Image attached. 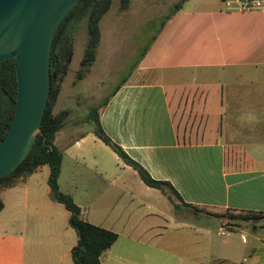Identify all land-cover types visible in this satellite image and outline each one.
I'll return each mask as SVG.
<instances>
[{
  "label": "crops",
  "instance_id": "0c3cea01",
  "mask_svg": "<svg viewBox=\"0 0 264 264\" xmlns=\"http://www.w3.org/2000/svg\"><path fill=\"white\" fill-rule=\"evenodd\" d=\"M145 50L97 107L104 133L152 179L170 184L190 217L264 214V13L186 0ZM63 83L53 109L68 112L54 140L63 154L58 185L83 220L118 235L101 264H264L257 225L218 231V242L201 226L152 235L168 198L95 136L93 119L78 121L64 108ZM49 173L42 166L0 192V264H73L77 236L69 212L50 199Z\"/></svg>",
  "mask_w": 264,
  "mask_h": 264
},
{
  "label": "trees",
  "instance_id": "16d2710c",
  "mask_svg": "<svg viewBox=\"0 0 264 264\" xmlns=\"http://www.w3.org/2000/svg\"><path fill=\"white\" fill-rule=\"evenodd\" d=\"M185 1L181 0L180 3L176 4L174 12L171 15L178 11ZM111 2L112 0H80L59 26L52 43L50 55L51 88L40 133L37 135L35 143L26 159L13 173L0 178V192H2L24 182L40 167H49L50 173L47 183L50 189V199L53 202L62 204L69 212V226L75 231L77 236V243L71 251L73 264H101V255L116 242L118 235L83 220L80 209L75 205L72 198L60 191L58 178L63 154L55 146L54 140L56 134L63 128L68 112L63 111L55 115L53 109L72 58L71 36L66 34L68 23L75 21H85L86 23L88 39L84 57L80 62V70L77 72V80H81L88 73L89 68L96 59V52L101 39L99 23L102 17L109 11ZM128 2L129 0H121L122 9L127 8ZM145 52L146 50H144ZM16 101L17 79L15 68L11 60H3L0 62V143L10 128L16 108ZM107 101L102 106L106 105ZM91 117L93 119V133L95 136L108 146L124 164L134 169L147 187L160 191L171 203L176 198H179L178 193L170 184L152 179L146 170L134 162L120 146L115 144L104 133L98 119L97 109L92 112ZM3 207L4 205L0 197V212ZM213 216L224 222L225 228L229 231L239 227L255 225L257 227H264L263 213L227 210Z\"/></svg>",
  "mask_w": 264,
  "mask_h": 264
},
{
  "label": "rangeland",
  "instance_id": "374dc122",
  "mask_svg": "<svg viewBox=\"0 0 264 264\" xmlns=\"http://www.w3.org/2000/svg\"><path fill=\"white\" fill-rule=\"evenodd\" d=\"M180 1L129 0L127 8L122 9L121 0H112L109 11L99 23L102 39L97 50V60L81 81L77 80V72L80 70L88 39L86 23H68L66 34L71 36L72 58L64 79L62 94L70 97L64 108L72 110L74 118L92 122V112L109 98L119 82L127 77ZM65 186L63 177L62 187ZM167 209L166 214L158 221L160 225L157 227L160 229L154 228L152 235L163 233L169 236L174 232H181V225H187L208 229L212 241L218 242L222 239L217 234L221 227L217 217L203 212H192L193 217H190L189 212L182 211L175 201L167 203ZM163 227H167L166 233ZM191 238L193 241L203 240L200 233L192 234Z\"/></svg>",
  "mask_w": 264,
  "mask_h": 264
},
{
  "label": "water",
  "instance_id": "95a60500",
  "mask_svg": "<svg viewBox=\"0 0 264 264\" xmlns=\"http://www.w3.org/2000/svg\"><path fill=\"white\" fill-rule=\"evenodd\" d=\"M80 0H0V62L11 60L17 101L0 143V178L13 173L30 153L47 107L50 55L56 32Z\"/></svg>",
  "mask_w": 264,
  "mask_h": 264
},
{
  "label": "built area",
  "instance_id": "2783aa9c",
  "mask_svg": "<svg viewBox=\"0 0 264 264\" xmlns=\"http://www.w3.org/2000/svg\"><path fill=\"white\" fill-rule=\"evenodd\" d=\"M225 10L240 13H264V0H222ZM219 231L224 234L225 223L220 224Z\"/></svg>",
  "mask_w": 264,
  "mask_h": 264
},
{
  "label": "bare ground",
  "instance_id": "6f19581e",
  "mask_svg": "<svg viewBox=\"0 0 264 264\" xmlns=\"http://www.w3.org/2000/svg\"><path fill=\"white\" fill-rule=\"evenodd\" d=\"M59 29V28H58ZM55 39V38H54ZM68 40V39H67Z\"/></svg>",
  "mask_w": 264,
  "mask_h": 264
}]
</instances>
